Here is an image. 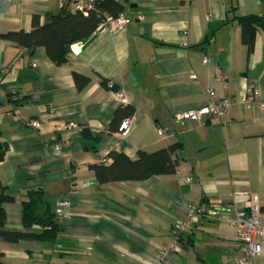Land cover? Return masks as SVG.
I'll return each instance as SVG.
<instances>
[{"label": "crops", "instance_id": "1", "mask_svg": "<svg viewBox=\"0 0 264 264\" xmlns=\"http://www.w3.org/2000/svg\"><path fill=\"white\" fill-rule=\"evenodd\" d=\"M113 1L130 22L70 44L60 64L42 46L0 38L5 228L23 230L29 190H41L55 214L57 200L70 202L55 240L0 237V262L237 264L241 249L233 219L244 204L233 197L247 194L264 204V30L255 32L248 49L236 17L264 15V0ZM64 2L0 0V34L32 30L33 16L48 23ZM8 67L11 74L4 72ZM74 73L89 81L78 88ZM251 86L257 97L244 103ZM12 89L17 98L10 97ZM118 89L125 102L115 97ZM208 89L233 100L228 111L210 121L179 118L203 106ZM121 104L133 107L135 121L126 133L119 131L120 121L111 125ZM67 122L76 127L65 128ZM174 144L173 173L99 182L91 168L110 164V151L136 159L139 150ZM189 203L203 215L172 248L174 224ZM259 243L253 264H264V233Z\"/></svg>", "mask_w": 264, "mask_h": 264}, {"label": "trees", "instance_id": "2", "mask_svg": "<svg viewBox=\"0 0 264 264\" xmlns=\"http://www.w3.org/2000/svg\"><path fill=\"white\" fill-rule=\"evenodd\" d=\"M121 11L122 6L113 0L99 3L93 9L80 8L75 11L69 10L64 2L60 12L52 15L48 23L41 25L39 18L33 16L32 30L7 32L0 34V38L15 41L25 48L42 46L49 58L60 64L65 60L67 47L70 44L89 37L97 30L105 17L103 12L114 17ZM236 20L241 26L242 42L247 45L248 49H251L255 32L264 30V15L237 16ZM73 78L78 88L89 81L88 77L77 73L73 74ZM101 84L104 87L113 88L104 78H101ZM132 112V106L119 105L114 110L111 125L132 115ZM178 148L179 146L174 144L152 153L139 150L136 159H131L122 152L110 151L108 154L112 159L110 164H94L91 168L99 182L142 180L153 175L169 174L175 172L178 164V158L173 157ZM6 149L7 144L0 142V162L4 158ZM7 199L9 196L6 188L0 183V237L6 241H17L24 238H34L39 241L55 240L60 233V226L50 203L41 190H29L27 197L23 200V230L5 228V212L2 202Z\"/></svg>", "mask_w": 264, "mask_h": 264}, {"label": "built area", "instance_id": "3", "mask_svg": "<svg viewBox=\"0 0 264 264\" xmlns=\"http://www.w3.org/2000/svg\"><path fill=\"white\" fill-rule=\"evenodd\" d=\"M106 0H65L66 6L69 10L75 11L77 9H93L97 4L102 3ZM105 14L104 19L101 21L97 29L110 28L117 30L130 22V18L127 17L123 12H119L116 16L111 17ZM138 20L143 19L142 14L136 15ZM209 58L204 56L202 58L203 63H207ZM6 73H12V68L8 67L4 69ZM109 86L112 83H108ZM10 97L17 98L19 96L16 89H12L9 93ZM206 103L197 108L191 109L182 113L179 118L189 119L196 122L210 121L220 119L227 111L231 103L233 102L230 98L217 97L213 89L207 91ZM115 97L120 102H125V96L123 90H116ZM257 97V91L254 86L248 89L247 96L243 99L244 103H249L255 100ZM134 117L132 115L125 117L120 121L119 131L126 133L131 129L134 124ZM36 121H31L32 125H35ZM67 129H73L76 127L74 122H67L64 125ZM158 135H163V129L157 128ZM58 150V147H56ZM176 156V153L173 157ZM105 159H103L104 161ZM192 177L188 176L187 180L192 181ZM234 203L242 202L244 207L236 209L233 223L237 227V237L240 242L241 255L237 259V264H253V260L260 255L261 246L259 243L260 237L264 233V204L259 205L247 194L234 195ZM58 211L55 214L57 221L68 217L70 202L66 198L59 199L55 202ZM203 215V209L197 203H189L186 205L185 214L183 217L178 219L174 224L173 234L175 236V243L172 248L177 246V237L189 230L194 224H196ZM166 249L161 251L162 256L166 254ZM164 264V263H161Z\"/></svg>", "mask_w": 264, "mask_h": 264}]
</instances>
